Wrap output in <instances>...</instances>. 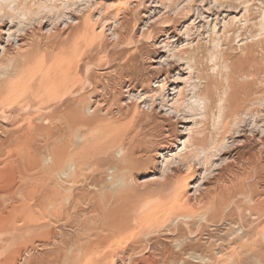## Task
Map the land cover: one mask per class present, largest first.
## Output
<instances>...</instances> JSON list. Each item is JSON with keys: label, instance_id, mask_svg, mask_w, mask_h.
I'll use <instances>...</instances> for the list:
<instances>
[{"label": "rangeland", "instance_id": "obj_1", "mask_svg": "<svg viewBox=\"0 0 264 264\" xmlns=\"http://www.w3.org/2000/svg\"><path fill=\"white\" fill-rule=\"evenodd\" d=\"M4 2L16 18L6 30L34 36V60L0 65V211L16 220L0 229V264L18 253L30 264H264V0ZM165 76L176 92L160 89ZM8 82L16 91L4 99ZM145 92L152 98L137 108ZM149 120L158 127L148 131ZM149 132L168 143L167 163L135 148ZM117 212L123 222L107 226Z\"/></svg>", "mask_w": 264, "mask_h": 264}, {"label": "bare ground", "instance_id": "obj_2", "mask_svg": "<svg viewBox=\"0 0 264 264\" xmlns=\"http://www.w3.org/2000/svg\"><path fill=\"white\" fill-rule=\"evenodd\" d=\"M4 2V0H0V4L1 3H3ZM8 2V1H7ZM3 4H6V2H4ZM10 4V3H9ZM10 9V8H9ZM38 15V14H37ZM10 19V25H13L14 24V22H16L15 21V19H14V17H12V16H9L8 14H4L3 13V11L0 9V46H1V43L3 42V40H4V36L6 35L8 38L6 39V45L2 48V50H3V52H2V58H3V56H4V58H3V60H1V57H0V65L1 64H3V63H5V61H6V63H8V64H11L12 65V63H15L16 61H18L19 59H22V58H26V56L29 58V60L30 59H33L32 57H31V52L30 51H28L27 50V48H28V42H30L29 40L31 39V37H34V36H29V38H27L26 39V37H25V39L26 40H24V36L26 35V34H24V35H20V36H18V37H15V34L13 33V31H12V26H11V28H9V30H6V27H7V23H6V19ZM7 19V20H8ZM28 25V24H27ZM23 27V26H22ZM196 29V28H195ZM16 32V31H15ZM23 36V37H22ZM27 36V35H26ZM17 43V47H18V50H17V52L16 53H14L13 51H14V46H13V40ZM33 40H31V42H32ZM58 41V40H57ZM65 42V41H64ZM50 43V42H49ZM29 44H31V43H29ZM32 45H33V42H32ZM30 47V46H29ZM33 48L35 47V46H32ZM34 49H36V48H34ZM34 49H33V51H34ZM1 50V49H0ZM67 50V49H66ZM35 53L36 52H34V55H35ZM171 54V53H170ZM55 55V54H54ZM35 58H36V55H35ZM182 58V57H181ZM34 60V59H33ZM5 63V64H6ZM29 63H31V62H29ZM16 64V63H15ZM19 64H20V62L18 63V66H19ZM28 64V63H27ZM9 67V66H8ZM12 67V66H11ZM16 67V66H15ZM50 67V66H49ZM4 68V67H3ZM15 69V68H14ZM18 69H19V67H18ZM1 70V69H0ZM3 70V69H2ZM16 70V69H15ZM20 70V69H19ZM6 71V70H5ZM14 71V70H13ZM21 71V70H20ZM20 71H18V73L20 72ZM22 71H23V69H22ZM7 72H8V70H7ZM16 72V71H15ZM1 74V73H0ZM10 74H12L11 72H10ZM13 74H15L14 72H13ZM16 74H17V72H16ZM15 74V75H16ZM2 75V74H1ZM19 75V74H18ZM4 76H6V75H4ZM12 76V75H11ZM15 77H17V75L15 76ZM9 78H11V77H9ZM13 78H14V76H13ZM1 79V78H0ZM6 82H7V80H5ZM1 83V82H0ZM4 84H6L5 82H4ZM11 84H13V83H11ZM36 84V83H35ZM8 86V87H7ZM9 82H8V84L5 86V87H7V89L6 88H2V90L4 89V91H3V94L5 95L4 96V99L7 97V95H8V97L13 93V91H16V89L15 90H12V89H8L9 88ZM161 87L163 88V89H166L167 91H168V89H172V91L174 92H176V86H173L172 85V82L171 81H169V78H168V76H165V78L161 81V84H160V89H161ZM21 88V87H20ZM157 88V87H156ZM22 89V88H21ZM20 89V90H21ZM125 89H127V90H125L124 91V93H127V94H129L130 96H131V93L133 92L132 90L130 91V89H131V86L129 85V86H127ZM134 89V88H133ZM0 91H1V89H0ZM2 93V91L0 92V96L2 95L1 94ZM160 93V92H159ZM20 94V93H19ZM18 94V95H19ZM150 92L149 93H146L145 92V94H144V96L141 98L142 99V102H139L138 104H137V108H140V106L142 105V104H145L148 100H150V98H152L151 96H150ZM177 94H179V92L177 93ZM17 95V94H16ZM160 96V95H159ZM35 97V96H34ZM154 98V97H153ZM3 99V100H4ZM34 99V98H33ZM61 99V98H60ZM140 99V98H139ZM175 101V100H174ZM98 104V103H97ZM155 102L153 101L152 102V104H151V109L153 110V112L155 111V108H156V106H155ZM173 105V104H172ZM145 106V105H144ZM165 106H167V105H165ZM82 107V106H81ZM25 108V107H24ZM91 108V107H90ZM101 110V108H99V105H97L96 106V103L94 104V106H93V111H97V110ZM167 109V108H166ZM105 110V109H104ZM102 111V110H101ZM101 111H100V113H101ZM110 111V110H109ZM104 113V112H103ZM59 115V114H58ZM74 115H77L76 113L74 114ZM96 115V114H95ZM101 115V114H100ZM100 115H98V116H100ZM121 115V114H120ZM172 116V115H171ZM187 116V115H186ZM105 117V116H104ZM55 118V117H54ZM92 118V117H91ZM94 118H96V116L94 117ZM98 118V117H97ZM47 119V118H46ZM89 119V118H88ZM87 119V120H88ZM124 119V118H123ZM50 120H51V117H50ZM77 120V119H76ZM96 120V119H95ZM43 121V120H42ZM53 121V120H52ZM79 121V120H78ZM92 121H93V119H92ZM92 121H90L89 123H91ZM96 121H98V119L96 120ZM150 121V124H148V126L147 127H149V129H148V131H150V130H153L154 128H156V126L158 127V125H159V123H157L156 121H154V120H149ZM51 122V121H50ZM55 122V121H54ZM68 122V121H67ZM188 122V121H187ZM186 121L185 122H183V124H186L187 123ZM37 123V122H36ZM95 123V122H94ZM97 123V122H96ZM56 124V123H55ZM49 125V124H48ZM54 125V124H53ZM78 125V124H77ZM41 126V125H40ZM47 126V125H46ZM55 126V125H54ZM80 126V125H79ZM35 127V126H34ZM37 127V126H36ZM44 127V126H43ZM56 127V126H55ZM10 128V127H9ZM26 128V127H25ZM52 128V127H51ZM50 128V129H51ZM62 128V127H61ZM78 128V127H77ZM24 129V128H23ZM41 129V128H40ZM46 129H48V128H46ZM45 129V130H46ZM112 129V128H111ZM142 129V128H141ZM12 130V129H11ZM39 130V129H38ZM43 130L44 129H42V130H40V131H42L43 132ZM139 130H140V128H139ZM184 130V129H183ZM27 131V130H26ZM40 131H37V132H39V136L41 135L40 134ZM52 131L53 130H51V131H49V133L47 134L48 136H49V139H50V142H51V138H52V136H53V134H54V132H53V134H52ZM55 131V130H54ZM62 131H65V130H63V128H62ZM11 132V131H10ZM33 132V131H32ZM51 132V133H50ZM61 132V131H60ZM68 132V131H67ZM139 132V131H138ZM25 133V132H24ZM31 133V132H30ZM57 134L59 133V131H57L56 132ZM64 133V132H63ZM136 133V132H135ZM147 133V132H146ZM167 132L166 131H163V133H161V136H162V138L163 139H165V138H167V136L166 135H168V134H166ZM8 134V133H7ZM15 135H16V133H14ZM28 134V133H27ZM67 134V133H66ZM65 134V135H66ZM14 135V136H15ZM45 135H46V133H45ZM44 135V136H45ZM59 135V134H58ZM64 134L62 135V136H65ZM18 136V135H17ZM22 136V135H21ZM41 136H43V134L41 135ZM40 136V137H41ZM60 136V135H59ZM8 137V136H7ZM10 137V136H9ZM8 137V138H9ZM20 137V136H19ZM38 137V136H37ZM51 137V138H50ZM66 137V136H65ZM100 137V136H99ZM156 135H155V133H148L147 135H145L143 138H140L139 140H137V141H135V142H137V143H134L135 144V148L136 149H138V151H140L141 149H146V148H151L153 151H152V154H151V156L152 157H156V155H157V157L160 159V158H163L164 160H165V158H166V156H168L170 153H172V151H170V148H169V146H168V143L167 142H160V141H158L157 139H156ZM36 138V137H35ZM39 138V137H38ZM45 138H47V137H45ZM53 138H54V136H53ZM57 138V137H56ZM115 138V137H114ZM27 138L25 137V140H26ZM28 139L29 140H31V138H29L28 137ZM55 139V138H54ZM59 139H61V138H59ZM103 139V138H102ZM43 140V139H42ZM48 140V139H47ZM66 140L67 139H65V141L64 142H66ZM167 140V139H166ZM168 140H169V138H168ZM9 141V140H8ZM19 141V140H18ZM17 141V142H18ZM35 141V140H34ZM33 141V143H35ZM36 141H37V139H36ZM62 141V140H61ZM20 142V141H19ZM22 142V141H21ZM26 142H27V140H26ZM29 142V141H28ZM28 142H27V145L26 146H28ZM49 142V143H50ZM53 142H54V140H53ZM30 143V142H29ZM45 143H46V141H45ZM48 143V144H49ZM55 143H57V142H55ZM17 144V143H16ZM36 145H38L37 144V142L35 143ZM41 144V143H40ZM53 144V143H52ZM66 144H67V142H66ZM75 144V143H74ZM98 144V143H97ZM7 145V144H6ZM19 145V144H18ZM21 145H24V142H22L21 143ZM182 145V144H181ZM26 146H23L24 148H28V147H26ZM30 146H32L31 145V143H30ZM39 146H41V145H39ZM57 146H59V149H60V144H57ZM57 146H56V148H57ZM72 146V145H71ZM121 146H123V145H121ZM1 147V146H0ZM15 147V146H14ZM20 147L21 146H19V147H17V148H15V150L17 151V153H21V151L20 150H18V149H20ZM33 147L34 148H37L35 145H33ZM50 148H51V145L49 146ZM48 147V148H49ZM80 147H81V145H80ZM56 148H54V150L56 149ZM129 148V147H128ZM131 149L130 150V155L131 156H129V157H131V159L133 158V160L134 161H137V160H139L140 161V158L142 157V156H139V154L138 155H136L135 153H136V151H134V150H136V149ZM163 149L162 150V152L160 153L159 152V150L160 149ZM12 149V148H11ZM30 149H32V147L31 148H29V150ZM43 146H42V151H43ZM58 149V148H57ZM56 149V150H57ZM73 149V148H72ZM99 149V148H98ZM125 149V148H124ZM9 150H10V146H9ZM37 149H35V151H36ZM53 150V149H52ZM51 149H49V151L51 152V155L48 157V155L50 154H48V155H46L48 158H49V162L51 161V157L52 156H55V158L56 159H54V162H56V161H59V157L57 158V156H59L60 154V152L62 151L61 149H60V152H55L56 154L58 153L59 155H57L56 156V154H54V150L52 151ZM121 150V149H120ZM11 151V150H10ZM12 151H14V149L12 150ZM19 151V152H18ZM33 152H34V150H32ZM31 151V152H32ZM38 152H39V149L37 150ZM40 151H41V148H40ZM64 152H66L65 150H63ZM137 151V152H138ZM44 152H45V150H44ZM53 152V153H52ZM62 153V155H65L66 156V153ZM78 152V151H77ZM87 152V151H86ZM19 153V154H20ZM42 153V152H41ZM41 153H39V154H41ZM164 153V154H163ZM11 153H9L8 155H10ZM19 154H17V156L19 155ZM27 154V153H26ZM35 154V153H34ZM34 154H32V155H34ZM46 154H47V148H46ZM53 154V155H52ZM28 156L30 155V154H27ZM42 155V154H41ZM143 155V154H142ZM45 156V157H46ZM144 156V155H143ZM148 156H149V154H148ZM148 156H147V158H148ZM150 156V157H151ZM171 156V155H170ZM20 157H22V156H20ZM27 157V156H26ZM30 157V156H29ZM38 157V156H37ZM41 157V156H40ZM60 157H61V155H60ZM69 157V156H68ZM72 157V156H71ZM76 157V156H75ZM105 157V156H104ZM31 158H33V156L31 157ZM36 157L34 156V159H35ZM48 158L46 159V161L48 160ZM143 158V157H142ZM23 159V158H22ZM69 159H71V158H69ZM76 159H77V157H76ZM84 159V158H83ZM129 159V158H128ZM145 159V158H144ZM37 160V159H36ZM39 160H41V159H39ZM38 160V161H39ZM53 160V159H52ZM61 160H62V158H61ZM149 160V159H148ZM12 161H14V160H12ZM21 161V160H20ZM34 161V160H33ZM38 161H36V162H38ZM63 161V160H62ZM64 161H66V159L64 158ZM63 161V162H64ZM71 161V160H70ZM147 161V160H146ZM153 160H151L150 162H152ZM166 161V160H165ZM15 162V161H14ZM30 162L32 163V164H34L31 160H30ZM35 162V161H34ZM43 162H44V156H43ZM42 162V163H43ZM48 162V161H47ZM47 162H46V166L48 165L47 164ZM53 161H52V163L55 165V163H54ZM81 162H83L82 160H81ZM130 162V161H129ZM149 162V161H148ZM147 162V163H148ZM31 163H30V167H31ZM38 163H40L41 164V162H38ZM37 163V164H38ZM72 163V162H71ZM70 163V164H71ZM131 163V162H130ZM146 163V164H147ZM166 163H167V161H166ZM37 164H34V166L35 165H37ZM40 164H38V165H40ZM50 164H51V162H50ZM117 164V163H116ZM63 165V164H62ZM69 165V164H68ZM51 166V165H50ZM56 166L57 165H55V167L53 168V170L54 171H56L57 170V168H56ZM74 166H75V164H74ZM76 166H78V165H76ZM97 166V165H96ZM103 166H104V164H103ZM7 167V166H6ZM22 167V166H21ZM21 167H19V169H21ZM30 167H29V169H30ZM49 167V166H48ZM82 167V166H81ZM115 167V166H114ZM117 167V166H116ZM28 168V167H27ZM32 168V167H31ZM36 168V167H35ZM41 167H39V169H40ZM43 168L45 169V166H43ZM65 168V166H63V168H60L61 170L62 169H64ZM78 168V167H77ZM97 168H98V166H97ZM110 168H112V167H110ZM25 169H26V167H25ZM48 170H51V171H53L52 169H50V167L49 168H47ZM46 169V170H47ZM72 169V168H71ZM82 169V168H81ZM46 170H43V171H45V173L44 174H47L48 175V173H46ZM130 170V169H129ZM18 171V170H17ZM38 171V170H37ZM41 171V170H40ZM53 171V172H54ZM59 171V170H58ZM58 171H57V173H58ZM64 172H65V170H63ZM62 171V172H63ZM103 171V170H102ZM121 171V170H120ZM20 172V171H19ZM21 172H22V170H21ZM48 172V171H47ZM72 172V171H71ZM76 172V171H75ZM94 172V171H93ZM14 173V172H13ZM33 173V172H32ZM34 173H35V176H36V172L34 171ZM55 173V172H54ZM61 173V171L59 172V174ZM66 173V172H65ZM16 174V173H15ZM28 174V173H27ZM39 174H40V177L42 176V174L39 172ZM59 174H57V177L59 176ZM63 174V173H62ZM79 174V173H78ZM84 174V173H83ZM22 175H25V174H22ZM30 174H28V176H29ZM32 175V174H31ZM46 175V176H47ZM50 175V174H49ZM66 175V174H65ZM109 175V174H108ZM114 175V174H113ZM26 176V175H25ZM51 177L53 176V175H50ZM55 177H56V174L54 175ZM53 176V177H54ZM60 176H61V174H60ZM15 177V176H14ZM22 177H24V176H22ZM33 175H32V178L31 179H33ZM62 177V176H61ZM73 177V176H72ZM77 177V176H76ZM112 177V176H111ZM19 178V177H18ZM36 178H38V176L37 177H35L34 179H36ZM45 176H44V181L45 182H49V181H47V179L45 180ZM47 178H48V176H47ZM75 178V177H74ZM98 178V177H97ZM24 179V178H23ZM30 179V178H29ZM49 179V178H48ZM63 179V178H62ZM7 180V179H6ZM16 180V179H15ZM25 180V179H24ZM24 180H23V183H24ZM28 180V179H27ZM51 180H53V179H51L50 178V183H51ZM59 180V179H58ZM88 180V179H87ZM22 181V180H21ZM54 181H55V179H54ZM54 181H53V183H54ZM66 181V180H65ZM68 181V180H67ZM97 181H98V179H97ZM16 182V181H15ZM26 182V181H25ZM28 182V181H27ZM26 182V183H27ZM38 182V181H37ZM58 182V181H57ZM60 182V181H59ZM3 183V182H2ZM13 183V182H12ZM25 183V185H27ZM39 183H40V181H39ZM84 183V182H83ZM10 184V183H9ZM34 185H35V183H33ZM56 184V183H55ZM58 184V183H57ZM57 184H56V186H55V188L57 187ZM62 184H64V183H62ZM86 184V183H85ZM116 184V183H115ZM47 185H48V183H47ZM59 185H61V184H59ZM78 185V184H77ZM14 186V185H13ZM18 186V185H17ZM22 186V185H21ZM33 186V185H32ZM40 186H41V184H40ZM43 186V185H42ZM41 186V187H42ZM46 186V185H45ZM44 186V187H45ZM53 187H54V185H52ZM63 186H65V185H63ZM81 186V185H80ZM15 187V186H14ZM35 187V186H34ZM48 187H49V189H51V187L48 185ZM47 187V188H48ZM59 187V186H58ZM38 188V187H37ZM63 188V187H62ZM24 189V188H23ZM31 189V188H30ZM36 189V188H35ZM45 189V188H44ZM43 189V190H44ZM57 189V188H56ZM59 189V188H58ZM70 189V188H69ZM107 189V188H106ZM198 189V188H197ZM5 190V189H4ZM3 190V191H4ZM12 190H13V188H12ZM15 190H17L16 188H15ZM19 190V189H18ZM17 190V191H18ZM21 191H24V190H22V189H20ZM26 190V189H25ZM33 190V189H32ZM31 190V191H32ZM2 191V192H3ZM9 191V190H8ZM8 191L6 192V193H8ZM10 191H11V189H10ZM29 191V190H28ZM31 191H29V192H26V193H30ZM34 191V190H33ZM47 191V190H46ZM60 191L62 192V190L60 189ZM66 191V190H65ZM40 192H41V190H40ZM51 192V191H50ZM50 192H48V193H50ZM53 192H54V190H53ZM52 192V193H53ZM72 192V191H71ZM25 193V192H24ZM35 193H36V191H35ZM34 193V194H35ZM37 193H38V191H37ZM36 193V194H37ZM43 193V192H42ZM76 193V192H75ZM101 193V192H100ZM18 194H19V192H18ZM17 194V195H18ZM34 194H32V195H34ZM78 194V193H77ZM20 195V194H19ZM22 195H23V192H22ZM62 195V194H61ZM65 195V194H64ZM82 195V194H81ZM84 195H85V193H84ZM185 195V194H184ZM12 196H13V194H12ZM26 196H27V194H26ZM30 196V195H29ZM36 196V195H35ZM51 196H52V194H51ZM55 196V195H54ZM92 196V195H91ZM111 196V195H110ZM122 196V195H121ZM126 196H128V195H126ZM6 197H7V195H6ZM9 197H10V195H9ZM22 197V196H21ZM24 197V196H23ZM22 197V198H23ZM58 197V196H57ZM1 198V197H0ZM3 198V197H2ZM1 198V199H2ZM78 198V197H77ZM91 198V197H90ZM111 198H112V196H111ZM116 198V197H115ZM0 199V200H1ZM6 199V198H5ZM24 200H25V198H23ZM28 199V198H27ZM29 199H31V198H29ZM33 199H34V197H33ZM47 199V198H46ZM93 199V198H92ZM101 199V198H100ZM119 199V198H118ZM8 200H10V199H8ZM17 200H18V198H17ZM20 200V199H19ZM23 200V201H24ZM37 200V199H36ZM42 200V199H41ZM73 200V199H72ZM79 200V199H78ZM81 200V199H80ZM84 200V199H83ZM111 200V199H110ZM117 200V199H116ZM14 201H16V200H14ZM57 201V200H56ZM59 201H60V198H59ZM77 201V200H76ZM75 201V202H76ZM101 201V200H100ZM10 202H12L11 200H10ZM37 202H39V200L37 201ZM37 202L35 203V204H37ZM41 202V201H40ZM61 202V201H60ZM63 202V201H62ZM85 202V201H84ZM99 202V201H98ZM97 202V203H98ZM116 202V201H115ZM114 202V203H115ZM213 202V201H212ZM16 203V202H15ZM34 203V202H33ZM45 203V202H44ZM44 203H43V201H42V204L44 205ZM46 203H47V201H46ZM52 203V202H51ZM59 203V202H58ZM71 203V202H70ZM100 203V202H99ZM23 204H28V203H23ZM22 204V205H23ZM35 204H33V205H35ZM49 204V203H48ZM53 204V203H52ZM76 204V203H75ZM77 204H79V201H78V203ZM76 204V205H77ZM1 205V204H0ZM33 205H31V206H33ZM59 205V204H58ZM96 205V204H95ZM4 206H5V204H4ZM54 206H55V204H54ZM25 207V206H24ZM37 207H40L41 208V206H37ZM37 207H34V208H37ZM44 207V209H45V206H43ZM58 207V206H57ZM18 209H19V207H17ZM16 208V209H17ZM22 207H20V209H21ZM51 208V207H50ZM82 208V207H81ZM98 208V207H97ZM4 209V208H3ZM30 209V208H29ZM43 209V210H44ZM86 209V208H85ZM88 209V208H87ZM118 209H119V207H118ZM13 210V209H12ZM15 210V209H14ZM42 210V211H43ZM46 210V209H45ZM73 210H74V208H73ZM79 210V209H78ZM111 210V209H110ZM21 211V214H23L21 217H28V216H30V212L28 213V211L26 210V209H21L20 210ZM35 211V210H34ZM90 211V210H89ZM111 211H113V210H111ZM136 211V210H135ZM77 212V211H76ZM79 212V211H78ZM127 212V211H126ZM264 212V211H263ZM36 213V212H35ZM109 213H110V215H111V212L109 211ZM118 214H113L112 213V216H108L107 217V214H106V216H105V213H104V216L102 217V218H106V224H107V226H111V225H115L116 223H119V222H123V220H121V221H119L120 219H118L119 218V215H121V214H119L120 212H117ZM256 213V212H255ZM6 214V212L4 213V212H1L0 211V229H2L3 227H6L7 226V224L9 225V226H11V223H14V222H16V220H15V216H10L11 218H9L8 216H6L5 215ZM16 214V213H15ZM31 214H32V212H31ZM46 214V213H45ZM56 214V213H55ZM69 214V213H68ZM123 214V213H122ZM17 215V214H16ZM19 215V214H18ZM34 215V214H33ZM38 215H39V213H38ZM41 215V214H40ZM43 215V214H42ZM48 215V214H47ZM46 215V216H47ZM71 216H72V214H70ZM80 215V214H79ZM125 215H126V213H125ZM130 215V214H129ZM129 215H128V217L127 218H129V220H130V217H129ZM213 215V214H212ZM258 215V214H257ZM264 215V214H263ZM20 216V215H19ZM67 216V215H66ZM117 216H118V218H117ZM124 216V215H123ZM127 216V215H126ZM13 217V218H12ZM17 217V216H16ZM48 217V216H47ZM47 217H45V218H47ZM62 217V216H61ZM68 217V216H67ZM101 217V216H100ZM257 217V216H256ZM17 218H19V217H17ZM16 218V219H17ZM44 218V217H43ZM55 218V217H54ZM120 218H122V215H121V217ZM124 218H125V216H124ZM123 218V219H124ZM20 219V218H19ZM26 219V218H25ZM71 219V218H70ZM99 219V218H98ZM18 220V219H17ZM22 220V219H21ZM27 220V219H26ZM52 220V219H51ZM75 220V219H74ZM80 220V219H79ZM97 220V219H96ZM125 220H126V218H125ZM124 220V221H125ZM129 220H128V222H129ZM184 220V219H183ZM23 221H24V219H23ZM67 221V220H66ZM119 221V222H118ZM201 221V220H200ZM11 222V223H10ZM19 222V221H18ZM64 222H65V220H64ZM99 222H100V220H99ZM103 222H104V220H103ZM10 223V224H9ZM125 223H127L126 221L123 223V224H125ZM55 224V223H54ZM79 224V223H78ZM104 224V223H103ZM105 224V225H106ZM121 224V223H120ZM122 224V225H123ZM120 226L121 228L122 227H124V226H128V224H126V225H124V226ZM118 225L116 224V226L114 227L115 229H116V227H117ZM80 227H82V226H80ZM166 227V226H165ZM7 228H8V226H7ZM10 228V227H9ZM12 228V227H11ZM30 228V227H29ZM28 228V229H29ZM37 228V227H36ZM64 228V227H63ZM85 228V227H84ZM87 228V227H86ZM103 228V227H102ZM114 228H112L113 230H115ZM118 228V227H117ZM38 229V228H37ZM36 229V230H37ZM51 229V228H50ZM107 228H106V226H105V229H102V230H106ZM123 229V228H122ZM6 229H4V230H2V231H5ZM9 230V229H8ZM8 230H6V231H8ZM11 230V229H10ZM86 230V229H85ZM88 230V229H87ZM111 230V229H110ZM109 230V231H110ZM18 232V231H17ZM104 232V231H103ZM118 232V231H117ZM117 232H115L116 234H117ZM49 233V232H48ZM47 233V234H48ZM87 233V232H86ZM100 233L102 234V232L100 231ZM111 233H113V231L111 232ZM110 233V234H111ZM119 233H120V230H119ZM118 233V234H119ZM40 234V233H39ZM41 234H43V233H41ZM52 234V233H51ZM106 234H107V232H106ZM117 234V235H118ZM49 235V234H48ZM98 235V234H97ZM100 235V234H99ZM103 235V234H102ZM113 235H114V233H113ZM113 235H111V237H113ZM35 236V235H34ZM52 236V235H51ZM106 237H107V235H105ZM116 236V235H115ZM109 237V236H108ZM59 238V237H58ZM95 238H98V236H96ZM110 238V237H109ZM42 239V238H41ZM52 239H53V237H52ZM88 239V238H87ZM99 239H101V238H99ZM99 239H97L98 241H99ZM107 239V238H106ZM112 239V238H111ZM113 239H115V238H113ZM111 240V241H114V240ZM50 240H51V238H50ZM92 240V239H91ZM94 240H96V239H94ZM103 240H104V238H103ZM30 241H31V239H30ZM40 241V240H39ZM44 241V240H43ZM82 241V240H81ZM88 241H90V240H88ZM107 241V240H106ZM106 241H104V242H102L101 244H104ZM63 242V244H64V241H62ZM92 243H96L95 241H91ZM100 242V241H99ZM110 242V241H109ZM40 243V242H39ZM38 243V244H39ZM85 243V242H84ZM88 243V242H87ZM112 243V242H111ZM213 243V242H212ZM239 243V242H238ZM41 244H42V242H41ZM46 244V243H45ZM51 244H52V241H51ZM54 244V243H53ZM56 244V243H55ZM61 244V243H60ZM67 244V243H66ZM107 244V246H108V243H105L104 245H106ZM90 245V244H89ZM51 246V245H50ZM61 246V245H60ZM59 246V247H60ZM63 246V245H62ZM92 246H95V244L94 245H92ZM39 247V246H38ZM42 247H43V245H42ZM47 248H48V246H46ZM45 247V248H46ZM66 247V246H65ZM90 247H91V245H90ZM96 247V246H95ZM25 248V247H24ZM51 248V247H50ZM63 248V247H62ZM44 249V248H43ZM57 249V248H56ZM59 249V248H58ZM69 249V248H68ZM2 250V249H1ZM0 250V251H1ZM54 250V249H53ZM235 250V249H234ZM24 251V250H23ZM47 251V250H46ZM50 251V250H49ZM19 252V251H18ZM21 252V251H20ZM27 252H28V250H27ZM26 252V253H27ZM111 252V251H110ZM31 254H32V250H31V252H30ZM47 253V252H46ZM55 253V252H54ZM62 254H63V252H61ZM75 253V252H74ZM57 254H59L58 252H57ZM112 254V253H111ZM117 254V253H116ZM22 255H26V254H22ZM29 255V254H28ZM55 255V254H54ZM34 256V255H33ZM38 256V255H37ZM58 256V255H57ZM3 257V256H2ZM13 257V256H12ZM17 257H21V254L20 253H18L17 255H16V258ZM39 257V256H38ZM40 257H42V254H41V256ZM46 257V256H45ZM47 257H48V255H47ZM52 257V256H51ZM50 257V258H51ZM192 257V256H191ZM16 258H14L11 262L9 261V263H5V264H30V260H29V263H28V261H27V259L26 258H18L19 260H17L16 261ZM49 258V257H48ZM53 258V257H52ZM56 258V257H55ZM67 258V257H66ZM117 258V257H116ZM195 258V257H194ZM30 259V258H29ZM36 259V258H35ZM46 259V258H45ZM185 259V258H184ZM15 260V261H14ZM33 260H34V258H33ZM38 260H39V258H38ZM51 260H53V259H51ZM56 260V259H55ZM54 260V261H55ZM58 260H60V257H59V259ZM105 260V259H104ZM47 262H48V260H46ZM50 261V260H49ZM57 261V260H56ZM42 261H39V263L37 262H35L36 264H44V262L43 263H41ZM69 262V261H68ZM142 262V261H141ZM263 262H264V260H263ZM50 263V262H49ZM49 263H46V264H49ZM54 263V262H53ZM74 263V262H73ZM78 263V262H77ZM81 263V262H80ZM257 263H258V261H257ZM262 263V262H261ZM32 264V263H31ZM52 264V263H51ZM59 264H60V262H59ZM79 264V263H78ZM259 264V263H258Z\"/></svg>", "mask_w": 264, "mask_h": 264}]
</instances>
